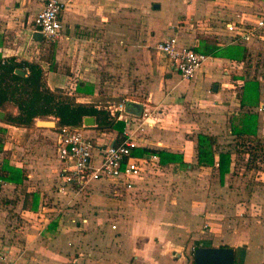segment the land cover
Segmentation results:
<instances>
[{
	"label": "crops",
	"instance_id": "obj_1",
	"mask_svg": "<svg viewBox=\"0 0 264 264\" xmlns=\"http://www.w3.org/2000/svg\"><path fill=\"white\" fill-rule=\"evenodd\" d=\"M45 1L0 0V57L38 64L43 72L45 87L49 91L71 89L69 81L73 76L75 79L72 83L75 87L91 90L89 81L76 77L73 69L56 67V60L51 61L53 70H49L50 63L38 58L35 61V44H41L45 40H35L31 21ZM58 1L63 6L59 18V38L65 34L64 38L69 40L72 28H113L112 22H108L114 19L113 11H128L131 5L139 7L145 0ZM154 4L159 6L158 9L152 8ZM151 9L158 11L160 5L153 3ZM174 9L185 16L184 26L173 25L171 21L159 41L175 37L179 47H188L197 52L202 44L224 50L231 58L212 57L197 52L209 58L191 79L193 87L198 80L203 84L201 89L205 91L200 100L185 99V95L180 93L171 98L176 84L188 82H181L183 80L174 72L166 73L165 81L171 78V74H175L178 80L172 87L164 82L165 94L152 104H161L168 111L176 109V114L172 116L171 112L167 118L157 115L163 123L161 130L155 131V126L144 128L137 149L180 154L187 165L185 170H212L217 175L214 168L196 166L195 136L199 133L206 134L214 137L215 146L225 145L222 147L225 151L216 149L214 160L217 161L218 153L228 152L230 174L233 153L226 150L230 140L235 139L238 144L236 148H242V144L249 143L247 139L264 138V132L261 131L264 112L257 111L264 105V27L259 31V40L255 38L246 45H239L229 43L230 38L224 30V24H255L264 12V0H173L171 10ZM121 17L123 19V14ZM199 25L204 27L203 30L194 29ZM104 33L113 36L110 31ZM196 34L202 37L201 41ZM128 57L131 58L129 50L121 55V59ZM214 70L219 75L218 79L214 78ZM75 87L68 93L77 97L76 101L87 102L91 99L98 101L96 103L99 105L103 102L110 104L109 100L117 98L97 96L94 90H91L90 96L76 95ZM68 93L65 95L69 96ZM119 102L121 101H116L114 106ZM186 103L194 107L195 113H190L191 116L187 114L189 111L181 109L185 108ZM122 104V119L127 122H131V118L139 119L141 113L137 106L140 108L141 104L132 100H124ZM148 107L152 112L155 111V107ZM0 111L4 117L7 113L16 114V110L9 105H4ZM120 121L122 120L118 122ZM230 127L236 130L235 134H231ZM54 129L55 123L54 128L50 129L38 128L34 124L33 127L24 129L0 122V174L2 167L6 165L21 171L23 176L20 184L0 181V264H191L190 253L196 248H229L233 251L232 264H264V213H256L251 209L243 212L239 210L243 206L249 207L247 203L252 201V195L246 197L242 186L233 195L238 204L235 211H226L218 205L230 201L231 197L224 194L221 195L224 201L219 200L220 197L213 196L207 189L208 186H204L207 183L199 180L189 181L182 187L188 191L186 189V195L182 194L179 200H169L175 203L174 207L164 206L166 198L163 196L150 203L139 204V209L132 210L128 221L119 216V222H114L117 210L126 207L128 199L137 197L138 192L146 189L142 184L143 179L139 178L132 191L115 194L110 189L105 190L111 191L112 196L99 198V204L105 203L101 211L96 210V213L100 212L99 215L92 213L86 218H78L74 214L75 219L78 218V225H74L75 220H71L73 225H70L65 218L59 217L56 221L43 223L35 228L37 224L34 223V218L38 216L39 223L42 218L39 214L40 203L48 193V187L54 188L56 184L55 180L49 183L52 175L56 179L57 171ZM86 135L97 146L117 140L115 131H99L94 124L87 129ZM49 142L52 143L51 146ZM179 169L177 164L161 166L157 163L154 171L160 173L164 170H176V176L179 177L185 171ZM144 174L145 172L142 175ZM225 176L221 182L217 180L218 190H223ZM164 185L166 186L160 183L158 187ZM98 187L97 192L100 191ZM29 193L38 195L34 212L23 207L24 195Z\"/></svg>",
	"mask_w": 264,
	"mask_h": 264
},
{
	"label": "rangeland",
	"instance_id": "obj_2",
	"mask_svg": "<svg viewBox=\"0 0 264 264\" xmlns=\"http://www.w3.org/2000/svg\"><path fill=\"white\" fill-rule=\"evenodd\" d=\"M153 3L160 5L158 11L151 9V4ZM172 7L173 0H145L139 7L131 5L128 11L115 10L113 11L114 19L108 21L112 22L113 28L108 26H103L104 28H72L69 32V40L64 38V34V36L54 41L35 44V54H37L35 55V61L38 58V60L51 63L54 59L59 64H56V67L67 68V70L73 69L76 77L90 82V88L92 91H95L97 96H117L116 99H111L112 101H136L141 104L139 108L140 113H143V109L150 111L151 122L155 124L153 125L155 126L153 129L155 131L161 130L163 123L157 115L161 114L167 118L169 113L171 115L172 112L173 116L177 110L171 108L173 111H168L164 106H160L161 104L156 105L152 104V102H157L159 97L165 94L166 88L163 85L164 82L172 87L178 78L175 74H171V78L165 81V74L169 73L167 62L162 55L155 52L154 45L164 36L167 26L171 24V21L173 25L184 26L185 16L175 11V9L172 11ZM122 14L124 16L123 19L121 17ZM197 28H199L198 30H203L202 28L204 27H200L199 25L194 29ZM103 31H110L113 36L105 34ZM196 36L201 41L200 38L202 37L199 34H196ZM126 37L127 40H124ZM127 50H129L131 58L121 59L122 53H125ZM213 73L214 78L218 79L219 75L216 70ZM74 79L75 77L73 76L69 81L71 89L75 87L72 83ZM192 81H186L188 82L186 84H176L171 98L174 97V94L180 93L185 95V99L200 100L205 91V89H201L203 84L201 85V82L198 80L193 87ZM71 89L68 90L67 88L65 91L61 90V92L65 95ZM68 94L69 96H65L73 99L76 103H87L76 101L77 99L72 97L70 92ZM147 100H150V102L147 103ZM173 101L176 102L175 99ZM91 104L95 105L98 109L110 113L113 111V106L116 102L110 104L100 103L99 105L93 102ZM148 106L155 107V111L152 112ZM190 106L186 103L185 108L181 109L186 112L189 111L187 114L191 116L195 111L193 112L194 107ZM122 108L124 109L123 106ZM191 118L193 119V117ZM130 120L133 123L137 122L135 118L133 120L131 118ZM35 121H50L55 123V120L52 118L36 119ZM261 131L264 132V124ZM247 140L249 143L245 142V144H242L244 148H236L238 144L235 142V139H231L230 143L227 144L226 150L233 153L232 171L225 176L224 185L222 186L223 190H218L216 187L218 178L212 170H185L187 169L185 167L179 169V171L185 170L187 172L184 171L178 177L176 176V170L175 172L173 170H164L159 173V171H154V169L150 168L149 170H145V174L141 177L144 181L142 184L145 185L146 189L143 192H138L137 197L128 199L129 202L125 204L126 207L121 208L120 211H118L119 209L117 210L118 213L113 218L114 222H119V216L125 217L123 218L124 221H128L132 215V210L139 209V204L144 205L163 196L166 198V204L164 203L163 205L174 207L175 203L169 202V200H179L182 194L186 195L185 190L187 188L182 187H185L189 181L196 182L199 180L205 181L207 184H204V186H208L207 189L210 190L213 196L220 197L219 200L224 201V199H221V195L224 194L232 198L230 201L218 204L221 209L224 207L226 211H235V206L237 207L238 204L235 203L237 199H233V195H235L236 190H239V186H242L244 195L246 197L252 195V201L247 203L249 207L243 206L239 210L243 212L244 210L251 209L256 213H264V138ZM49 145L51 146L52 143L49 142ZM222 147H225V145H222ZM222 147L217 144V151H225V148ZM246 153L248 155H245ZM49 179V183L55 180L53 175ZM160 183L161 185L164 183L166 186L158 187ZM212 183L213 186L211 185ZM97 187L100 190H98L99 192H97ZM48 188V193L45 194L40 203L39 214L42 216L40 223L37 220L39 219L38 216L34 218V223L37 224L34 226L35 228L38 225L41 226L43 223L47 224L48 222H53V220L56 221L59 217L65 218L66 223L69 222L70 225H73L70 221L75 220V223L73 222L74 225H78L77 220L79 217L90 216V214L96 213V210L101 211L105 203L99 204V198L112 196L111 191H105L108 190L106 185L98 183H93L77 193L65 190L64 193L58 194L53 187ZM216 188L217 191L215 192ZM74 214L78 218L76 217L75 219ZM96 214L99 215L100 212L98 211Z\"/></svg>",
	"mask_w": 264,
	"mask_h": 264
},
{
	"label": "built area",
	"instance_id": "obj_3",
	"mask_svg": "<svg viewBox=\"0 0 264 264\" xmlns=\"http://www.w3.org/2000/svg\"><path fill=\"white\" fill-rule=\"evenodd\" d=\"M63 6L58 0H46L35 13L32 21V32L41 35L45 41L59 38L61 24L59 21ZM264 27V12L255 24L239 26L225 23L224 30L230 38V44L246 45L253 39L259 40ZM157 54L167 62V69L178 75L180 80H191L194 74L209 58L188 47H179L175 37H167L154 45ZM264 97V93H263ZM122 102L113 106L109 113L113 121L122 120L125 128L120 139L112 143L95 145L83 124L80 127H59L54 129V152L57 162L55 192L65 190L79 192L93 183L104 184L112 193L129 192L136 187V180L142 177L145 170L155 169L157 158L151 155L135 156L138 140L144 128H152L151 113L143 109L136 123L122 119ZM264 112V105L257 109ZM134 118H132L133 120ZM106 183V184H105ZM113 228V227H112ZM73 264V263H68Z\"/></svg>",
	"mask_w": 264,
	"mask_h": 264
},
{
	"label": "trees",
	"instance_id": "obj_4",
	"mask_svg": "<svg viewBox=\"0 0 264 264\" xmlns=\"http://www.w3.org/2000/svg\"><path fill=\"white\" fill-rule=\"evenodd\" d=\"M197 52L211 55L212 57H228L224 50L206 47L201 44ZM231 58V57H228ZM233 58V57H232ZM52 62L49 70H53ZM15 71L22 72L24 76L15 74ZM251 88L252 84H249ZM75 94L90 96L91 90L79 89L75 87ZM77 98V97H76ZM4 105H9L16 110L15 115L5 114L3 123L16 128L29 129L33 127L36 119L52 118L55 120V130L59 127H80L85 117H91L95 129L99 131H115L117 139H120L124 129L122 121H113L107 111L98 109L93 104L76 103L73 99L65 96L60 90L49 91L43 82V72L38 64L26 61H16L14 58L0 57V109ZM231 134H235V129L230 127ZM215 139L206 134L195 136V157L196 166L202 168H214L217 171L218 179L221 182L229 169V153H218L217 161ZM135 156L151 155L157 158V163L161 166L177 164L180 169L187 165L182 161L180 154L169 152L135 149L132 153ZM216 165V166H215ZM0 181L20 184L23 176L21 171L14 168L2 167ZM24 209L34 212L37 207L38 195L29 193L24 195Z\"/></svg>",
	"mask_w": 264,
	"mask_h": 264
},
{
	"label": "water",
	"instance_id": "obj_5",
	"mask_svg": "<svg viewBox=\"0 0 264 264\" xmlns=\"http://www.w3.org/2000/svg\"><path fill=\"white\" fill-rule=\"evenodd\" d=\"M158 5H152L153 9H158ZM35 40L41 41V35L34 33ZM15 74L19 76H24L22 72L15 71ZM215 90V86L213 87ZM93 103L90 101L88 104ZM139 109V106H137ZM138 112V111H137ZM4 114L0 111V122L3 121ZM84 126L92 127L93 119L91 117H85L82 120ZM34 125L38 128L50 129L54 128V123L50 121H35ZM191 264H232L233 251L229 248H196L190 253Z\"/></svg>",
	"mask_w": 264,
	"mask_h": 264
},
{
	"label": "bare ground",
	"instance_id": "obj_6",
	"mask_svg": "<svg viewBox=\"0 0 264 264\" xmlns=\"http://www.w3.org/2000/svg\"><path fill=\"white\" fill-rule=\"evenodd\" d=\"M90 101H92V102H98V101H96V100H91V99L88 100L87 102H90ZM113 102H116V101L109 100L108 103H113ZM121 102H122V101H121ZM121 102H119V104H120ZM103 103H104V102H103ZM119 104H118V105H119Z\"/></svg>",
	"mask_w": 264,
	"mask_h": 264
}]
</instances>
